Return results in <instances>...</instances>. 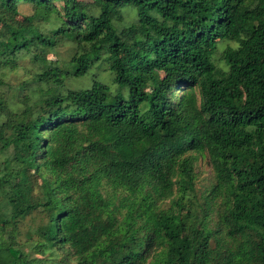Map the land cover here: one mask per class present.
<instances>
[{
    "label": "trees",
    "instance_id": "trees-1",
    "mask_svg": "<svg viewBox=\"0 0 264 264\" xmlns=\"http://www.w3.org/2000/svg\"><path fill=\"white\" fill-rule=\"evenodd\" d=\"M96 1L0 0V264H264V0Z\"/></svg>",
    "mask_w": 264,
    "mask_h": 264
},
{
    "label": "rangeland",
    "instance_id": "rangeland-1",
    "mask_svg": "<svg viewBox=\"0 0 264 264\" xmlns=\"http://www.w3.org/2000/svg\"><path fill=\"white\" fill-rule=\"evenodd\" d=\"M81 3L84 5L86 10H94L98 7V2L96 0H80ZM20 11L22 13H29L30 12V6L25 3H20L19 7ZM69 55V48L67 46H60L57 49L56 53H53L49 55V58H55L58 57L60 59H65ZM78 83V81L73 80L71 84L74 86ZM196 182L195 185L198 189V191H202L211 181L212 179V169L210 164L207 162V160L203 157H199L197 163H196ZM168 201V200H167ZM166 201V202H167ZM34 216V215H33ZM36 222H38V217L34 216V219L32 216L27 215L25 219L19 223V234L18 238L25 242L27 238V231L32 230L35 226ZM23 247L26 249V245L24 244ZM39 256V255H37ZM41 264H56L55 260H49Z\"/></svg>",
    "mask_w": 264,
    "mask_h": 264
}]
</instances>
